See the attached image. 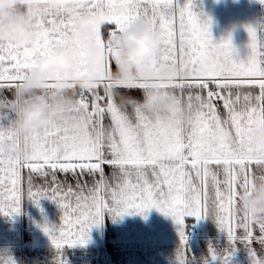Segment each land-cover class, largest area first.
Masks as SVG:
<instances>
[{
  "label": "snow or ice",
  "instance_id": "obj_1",
  "mask_svg": "<svg viewBox=\"0 0 264 264\" xmlns=\"http://www.w3.org/2000/svg\"><path fill=\"white\" fill-rule=\"evenodd\" d=\"M21 2L42 4L43 0ZM257 2L264 5V0ZM63 3L61 11L42 9L34 18L30 41L0 43V66L5 61L9 65L0 71V89L14 93L16 83L35 60L50 55L62 44L63 35L73 28L75 19L96 14L104 24L101 29H92L91 39L101 47L117 32L137 24L158 35V50L146 59V69L178 68L180 75L170 83L152 86L162 90L164 99L182 102L188 115L183 120L164 122L139 108L129 115L117 107L105 91L110 87L104 73L111 71L112 49H107L109 55L96 77V85L78 92L67 106L70 113L87 117L89 126L82 130L56 120L17 136L11 121L19 101L15 97L0 100V145H20L25 153L22 157L0 155V187L4 189L0 193V215L19 213L25 189L27 198L37 206L40 199L54 202L61 211V223L51 228L43 226L42 230L57 250L82 246L89 230L102 223L105 214L143 216L155 209L180 226L181 245L186 241L184 217H210L225 233L233 250L237 244L242 245L250 264H264V258L258 257L251 247L254 230L258 229L256 242L264 248V216L250 218L247 213L234 210L238 195L251 194L253 189L256 178L251 175V165L264 167V146L250 136L264 128V25L242 26L248 34L249 52L241 60L230 34L214 39L209 19L202 20L193 11L192 0H185L182 6L177 0ZM82 55L74 62L76 76L85 71L80 62ZM145 87L143 81L133 85L137 90ZM245 88H258L259 94L241 96ZM177 89L181 93L188 91L186 99L174 94ZM192 90H197V94L193 95ZM105 115L110 119L107 126L103 123ZM105 165L111 169L110 174L105 173ZM213 165L217 171H213ZM57 173L71 175L75 189L70 184L65 187L66 181L60 180ZM221 173L223 179L218 178ZM69 216L75 219L70 220ZM210 255L216 258L212 249ZM228 255L221 264H226ZM184 262L185 253L181 250L178 264ZM8 264H12L10 259Z\"/></svg>",
  "mask_w": 264,
  "mask_h": 264
},
{
  "label": "crops",
  "instance_id": "obj_2",
  "mask_svg": "<svg viewBox=\"0 0 264 264\" xmlns=\"http://www.w3.org/2000/svg\"><path fill=\"white\" fill-rule=\"evenodd\" d=\"M184 2L185 0H177L181 6ZM192 4L193 11L202 20L209 19L212 37L218 40L230 34L236 55L241 60L245 59L249 52L248 34L242 26L264 25V5L257 0H192ZM185 22L187 23V20ZM179 32L180 21L177 16L175 21L177 51ZM8 66V62L5 61L0 66V71ZM111 67H114V64ZM10 93L14 98L12 91L0 89V100H11L8 97ZM248 93L256 96L259 89L245 88L241 96ZM174 94L186 99L188 91L181 93L177 89ZM192 94L196 95L197 90H192ZM124 111L132 114L131 108ZM219 111L223 117V108L221 107ZM103 123L105 126L110 124L107 115ZM211 167L213 171H217L215 165ZM104 171L110 174L111 169L105 165ZM250 172L257 178L264 173V167L253 164ZM57 176L60 180L66 181L65 187L70 184L75 189V181L71 175L65 177L57 173ZM148 178H152L150 172ZM218 178L223 179V174L221 173ZM107 179L112 182L111 175H108ZM0 180H3L2 172ZM88 183H92L91 178L88 179ZM2 192L4 189L0 187V193ZM60 217L61 211L54 202L40 199L37 206L27 198L25 189L19 213L11 216L0 215V264H8L9 259L12 264H57L58 258L60 264H178L181 250L185 253L184 264H221V259L226 253H230L226 258V264H250L247 250L239 244L233 250L225 233L210 217L199 220L191 216L184 217L183 231L192 225L198 230V236L186 237L185 243L181 245L178 236L180 226L155 209L148 210L143 216L125 214L113 217L105 214L102 223L89 230L88 238L82 246H65L57 250L52 246L42 227L59 226ZM69 219L74 220L75 217L69 216ZM259 236L258 229L254 230L251 247L258 257L264 258V248L256 242ZM210 249L215 251V259L210 255Z\"/></svg>",
  "mask_w": 264,
  "mask_h": 264
},
{
  "label": "clouds",
  "instance_id": "obj_3",
  "mask_svg": "<svg viewBox=\"0 0 264 264\" xmlns=\"http://www.w3.org/2000/svg\"><path fill=\"white\" fill-rule=\"evenodd\" d=\"M65 7L63 0H43L42 4L22 3L21 0H0V43H23L32 39V24L42 9L55 13ZM73 28L62 37V44L51 52L37 58L33 67L16 83L14 97L19 103L14 109L11 127L15 135L23 136L29 131L46 125L49 121L62 120L65 126L82 130L89 126L87 117L67 111L78 92L86 91L97 83L96 77L108 58L107 49L113 50L110 72L105 78L111 95L122 110L139 108L153 113L161 121L187 118L188 111L178 100L164 99L162 90L152 84L170 83L180 75L179 69L150 71L145 61L156 53L159 37L143 25H134L117 32L105 41L103 47L95 44L92 29H101L103 20L96 14L78 17ZM85 71L74 75V62L78 55ZM54 74V75H53ZM143 81L146 87L134 89ZM138 92V95L133 93ZM158 111H155L157 110ZM256 143L264 146V128L250 134ZM20 145H0V155L22 157ZM247 213L250 218L264 216V173L254 181L251 194L240 193L234 209Z\"/></svg>",
  "mask_w": 264,
  "mask_h": 264
},
{
  "label": "built area",
  "instance_id": "obj_4",
  "mask_svg": "<svg viewBox=\"0 0 264 264\" xmlns=\"http://www.w3.org/2000/svg\"><path fill=\"white\" fill-rule=\"evenodd\" d=\"M184 234L186 237H196L198 236V230L191 225L186 227Z\"/></svg>",
  "mask_w": 264,
  "mask_h": 264
},
{
  "label": "rangeland",
  "instance_id": "obj_5",
  "mask_svg": "<svg viewBox=\"0 0 264 264\" xmlns=\"http://www.w3.org/2000/svg\"><path fill=\"white\" fill-rule=\"evenodd\" d=\"M8 97L11 98V99H13V95L11 93H10V95H8Z\"/></svg>",
  "mask_w": 264,
  "mask_h": 264
},
{
  "label": "trees",
  "instance_id": "obj_6",
  "mask_svg": "<svg viewBox=\"0 0 264 264\" xmlns=\"http://www.w3.org/2000/svg\"><path fill=\"white\" fill-rule=\"evenodd\" d=\"M100 94L103 95V91H102V89H100Z\"/></svg>",
  "mask_w": 264,
  "mask_h": 264
}]
</instances>
